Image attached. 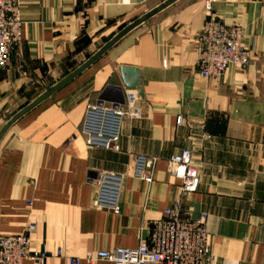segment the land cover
Returning <instances> with one entry per match:
<instances>
[{"label":"crops","instance_id":"crops-1","mask_svg":"<svg viewBox=\"0 0 264 264\" xmlns=\"http://www.w3.org/2000/svg\"><path fill=\"white\" fill-rule=\"evenodd\" d=\"M12 1L23 24L0 70V129L165 0ZM206 1L181 0L138 28L8 132L0 144V237L35 222L31 249L46 248V264H69L89 252L138 247L152 222L180 203L181 220L208 215L210 264H264V0H210L211 16L242 27L252 49L249 67H230L220 79L196 71ZM121 67L142 72V118L123 120L120 151L88 147V106L126 104ZM185 149L200 174L193 195L169 173L171 157ZM139 156L153 161L150 184L129 175ZM102 172L127 175L118 215L93 207L92 180Z\"/></svg>","mask_w":264,"mask_h":264},{"label":"built area","instance_id":"built-area-1","mask_svg":"<svg viewBox=\"0 0 264 264\" xmlns=\"http://www.w3.org/2000/svg\"><path fill=\"white\" fill-rule=\"evenodd\" d=\"M211 11V4H206ZM22 17L12 0H0V70L7 66L13 47L21 39ZM244 33L239 27H227L209 19L197 41L198 73L205 78H219L229 67H247L251 63V51L242 45ZM136 92L130 91L126 104L108 105L96 103L87 108L82 127L88 147L120 151V131L125 118L139 120L142 111L136 103ZM181 122V118H178ZM153 161L137 157L129 175L147 184L153 182ZM183 169V175L179 169ZM169 173L181 183L183 195L198 192L201 180L198 168L193 164L190 150H182L171 157ZM127 175L102 172L92 180L96 187L93 207L113 214H120L122 184ZM181 202V201H180ZM180 203L164 212V219L153 221L146 239L138 247H117L110 251L86 253L81 258L69 259V264L100 261L112 264H210L212 254L206 228L208 215L200 214L191 220H181ZM37 224L29 223L22 235L0 237V264H46L49 252L31 249ZM61 251L57 256L61 257Z\"/></svg>","mask_w":264,"mask_h":264},{"label":"water","instance_id":"water-1","mask_svg":"<svg viewBox=\"0 0 264 264\" xmlns=\"http://www.w3.org/2000/svg\"><path fill=\"white\" fill-rule=\"evenodd\" d=\"M181 0H165L156 7L152 8L142 16L138 17L134 21L130 22L124 28H122L117 34L105 42L93 55H91L86 61H84L79 67L66 75L63 79L53 84L46 89L38 97H36L26 107L21 109L18 113L7 120L0 129V144L8 132L26 115L35 110L38 106L52 98L56 93L61 91L80 75L86 72L96 62L106 56L114 47H116L123 39H125L132 32L142 27L144 24L151 21L153 18L162 14L164 11L175 5ZM123 85L127 91L136 92L137 95L142 94L143 75L138 69L121 67L119 69Z\"/></svg>","mask_w":264,"mask_h":264},{"label":"rangeland","instance_id":"rangeland-1","mask_svg":"<svg viewBox=\"0 0 264 264\" xmlns=\"http://www.w3.org/2000/svg\"><path fill=\"white\" fill-rule=\"evenodd\" d=\"M207 3H210L211 4V1L210 0H207L206 2H205V4H204V9L206 10V4ZM149 11V10H148ZM147 11V12H148ZM168 11V10H167ZM207 11V10H206ZM165 12H163V14H164ZM207 13H208V18H207V20H206V22L209 20V19H214V20H216V21H218V22H220V23H222V24H224L223 22H221V21H219V20H217L216 18H214L213 16H211V13H212V4H211V11H207ZM163 14H160V15H158L157 17H155V18H153L151 21H149L148 23H146V24H144L142 27H144V26H147V25H150V24H152V23H154L160 16H162ZM206 22H205V24H206ZM129 24V23H128ZM127 24V25H128ZM205 24H204V26H205ZM225 25V24H224ZM225 26H227V25H225ZM141 27V28H142ZM227 27H239V28H241L242 30H243V33H244V36H243V39H242V45H243V40H244V37H245V31H244V29L242 28V27H240V26H227ZM124 28V27H123ZM203 29H204V27H203ZM203 29H202V32H203ZM119 32V31H118ZM117 32V33H118ZM202 32H201V34H202ZM117 33H113V34H111V36L113 37L115 34H117ZM201 34L199 35V37H201ZM112 37H110V38H112ZM199 37H198V39H199ZM198 39H197V41H198ZM109 40V39H108ZM107 40V41H108ZM106 41V42H107ZM197 41H196V48H197ZM243 47H245L244 45H243ZM245 48H247V47H245ZM247 49H249L250 51H251V63H252V49H250L249 47L247 48ZM251 63H250V65H251ZM197 64H198V49H197ZM197 64H196V71H197V73H198V69H197ZM250 65H248L247 67H249ZM231 67H237V66H231ZM247 67H237V68H240V69H243V68H247ZM230 68V67H229ZM229 68H228V70H229ZM227 70V71H228ZM226 71V72H227ZM226 72L221 76V77H219V78H205V77H203V78H205V79H220V78H222L225 74H226ZM199 74V73H198ZM200 75V74H199ZM201 76V75H200ZM138 97V96H137ZM137 103V102H136Z\"/></svg>","mask_w":264,"mask_h":264},{"label":"clouds","instance_id":"clouds-1","mask_svg":"<svg viewBox=\"0 0 264 264\" xmlns=\"http://www.w3.org/2000/svg\"><path fill=\"white\" fill-rule=\"evenodd\" d=\"M179 174L182 176L183 175V169H179Z\"/></svg>","mask_w":264,"mask_h":264}]
</instances>
